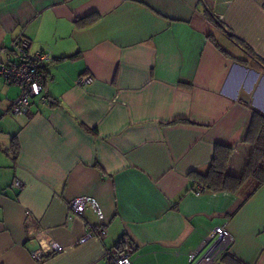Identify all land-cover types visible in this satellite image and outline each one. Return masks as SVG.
<instances>
[{"label":"crops","instance_id":"obj_1","mask_svg":"<svg viewBox=\"0 0 264 264\" xmlns=\"http://www.w3.org/2000/svg\"><path fill=\"white\" fill-rule=\"evenodd\" d=\"M91 12L99 20L77 27ZM20 35L52 59L47 98L25 113L0 76V264H106L122 237L133 264H194L223 224L233 240L213 264L225 252L264 264V185L245 197L187 176L264 112V0H0V64ZM80 195L98 201L106 234L75 244L98 225L90 207L70 210Z\"/></svg>","mask_w":264,"mask_h":264},{"label":"built area","instance_id":"obj_2","mask_svg":"<svg viewBox=\"0 0 264 264\" xmlns=\"http://www.w3.org/2000/svg\"><path fill=\"white\" fill-rule=\"evenodd\" d=\"M30 44L31 41L28 37L18 36L12 42V48L17 58L0 64V76L6 82L20 87L19 94L10 100V110L15 114L27 112L31 98L39 97L41 101H45L47 98L44 67L52 59L51 51L43 49L30 53ZM88 80H90L89 76H82L76 82L81 83ZM22 185V181L17 178H14L11 183V187L15 189L22 188ZM68 205L70 210L78 216H83L85 209L90 207L98 219L96 226L87 221L86 231L75 244L84 243L92 237L100 238L106 234L105 227L101 225L104 213L95 198L86 195L75 196L69 200ZM232 240V235L224 224L212 228L202 242L203 245H206L210 241V245L194 264H213L217 256L226 250ZM49 246L52 254L63 249L61 244L53 240L49 242ZM134 249L132 242L128 238L122 237L114 248L105 251L106 264H133L131 255ZM195 255L196 252L192 250L188 257L193 260ZM32 256L37 260L43 259L41 249L32 252Z\"/></svg>","mask_w":264,"mask_h":264},{"label":"trees","instance_id":"obj_3","mask_svg":"<svg viewBox=\"0 0 264 264\" xmlns=\"http://www.w3.org/2000/svg\"><path fill=\"white\" fill-rule=\"evenodd\" d=\"M99 18V13L91 12L78 18L75 24L86 27ZM178 122L191 123L183 118L171 123ZM12 145L16 150L15 138ZM187 176L190 189L200 185L213 193L245 190V197L264 185V112L252 108L243 138L233 145L215 142L206 170H191ZM221 260L224 264H246L228 252L222 255Z\"/></svg>","mask_w":264,"mask_h":264},{"label":"rangeland","instance_id":"obj_4","mask_svg":"<svg viewBox=\"0 0 264 264\" xmlns=\"http://www.w3.org/2000/svg\"><path fill=\"white\" fill-rule=\"evenodd\" d=\"M14 90H18L17 87H14ZM32 100H33V99L31 98L30 101L32 102Z\"/></svg>","mask_w":264,"mask_h":264}]
</instances>
